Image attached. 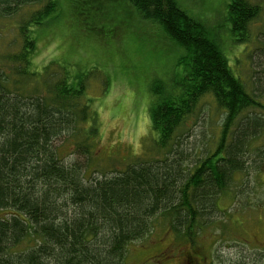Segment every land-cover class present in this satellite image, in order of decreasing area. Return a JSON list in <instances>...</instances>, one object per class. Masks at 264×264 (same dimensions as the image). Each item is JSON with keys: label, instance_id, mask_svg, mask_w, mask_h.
<instances>
[{"label": "trees", "instance_id": "obj_1", "mask_svg": "<svg viewBox=\"0 0 264 264\" xmlns=\"http://www.w3.org/2000/svg\"><path fill=\"white\" fill-rule=\"evenodd\" d=\"M130 3L183 49V70L151 86V134L164 157L94 178L89 163L100 151V119L86 98L88 75L57 61L29 71L32 34L56 13L57 1L0 0L3 18L39 7L20 27L17 59L27 67L21 73L43 87L25 97L0 67V264H127L130 246L151 236L158 219L177 241L196 245L217 227L218 214L228 217L221 200L232 207L246 198L251 174L264 171V96L235 71L229 45L177 0ZM260 13L248 0H231L223 32L248 44ZM206 96L223 111L220 135L213 153L186 167L175 146Z\"/></svg>", "mask_w": 264, "mask_h": 264}, {"label": "rangeland", "instance_id": "obj_2", "mask_svg": "<svg viewBox=\"0 0 264 264\" xmlns=\"http://www.w3.org/2000/svg\"><path fill=\"white\" fill-rule=\"evenodd\" d=\"M56 1V13L32 34L36 48L29 71L41 72L57 61L70 67L73 75H88L86 98L94 102L100 119V151L89 163L94 178L161 160L165 154L156 149L151 134V86L156 81L170 83L181 74L178 63L185 52L161 26L142 19L130 0ZM248 1L259 5L261 13L249 27L247 44L235 43L230 32H223L229 26L225 15L231 0H177L229 45V50L224 48L235 71L250 92L262 97L264 0ZM37 9L25 7L13 17H0V67L9 73L13 89L25 97L43 89L41 80L21 73L27 67L17 59L23 47L20 27ZM223 119L214 98L203 97L175 146L185 155L184 166L192 167L207 151L214 152ZM251 186L250 194L232 207L221 200L228 217L218 214L217 227L196 245L177 241L158 219L151 236L130 246L127 264H179L187 255L203 260L201 264H264V171L259 178L251 174Z\"/></svg>", "mask_w": 264, "mask_h": 264}, {"label": "flooded vegetation", "instance_id": "obj_3", "mask_svg": "<svg viewBox=\"0 0 264 264\" xmlns=\"http://www.w3.org/2000/svg\"><path fill=\"white\" fill-rule=\"evenodd\" d=\"M183 262L179 263V264H201V262L203 261H200L192 256H186L183 260Z\"/></svg>", "mask_w": 264, "mask_h": 264}]
</instances>
